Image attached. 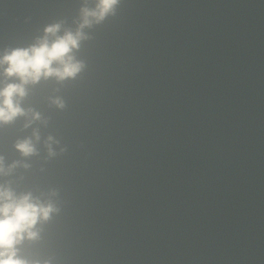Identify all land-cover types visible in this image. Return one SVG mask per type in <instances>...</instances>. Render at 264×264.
Listing matches in <instances>:
<instances>
[{
    "label": "water",
    "instance_id": "obj_1",
    "mask_svg": "<svg viewBox=\"0 0 264 264\" xmlns=\"http://www.w3.org/2000/svg\"><path fill=\"white\" fill-rule=\"evenodd\" d=\"M95 2L0 0V55L57 21L75 31ZM84 32L85 68L28 84L31 111L0 125V184L59 208L19 255L264 264V0H121ZM25 137L35 154L16 149Z\"/></svg>",
    "mask_w": 264,
    "mask_h": 264
},
{
    "label": "clouds",
    "instance_id": "obj_2",
    "mask_svg": "<svg viewBox=\"0 0 264 264\" xmlns=\"http://www.w3.org/2000/svg\"><path fill=\"white\" fill-rule=\"evenodd\" d=\"M120 3L121 0H96L94 7H88L85 3L80 8L75 31L65 29L62 35L59 34L63 22L57 21L46 25L44 34L37 37L35 43L5 50L0 55V74L6 78H16L0 86V125L11 123L18 116L31 111L21 105V100L27 95L28 84L50 77L59 81L74 79L85 68V62L76 59L73 51L80 48L82 40L88 39L84 29L102 23L110 15L114 16ZM53 103L60 108L65 106L60 97H55ZM32 119H40V113L32 111ZM30 123L31 120L28 121ZM33 136L39 140L37 131L34 130ZM53 139L52 136L48 137V141ZM15 147L23 156L37 152L31 137L18 140ZM48 150L49 155H55L51 144ZM17 163L14 161L8 168L15 167ZM4 174V157L0 156V175ZM55 212H59V208L51 200L41 201L31 192L17 195L11 187L0 184V264H51L50 260L23 258L19 255L18 245L25 239H38V223L48 221Z\"/></svg>",
    "mask_w": 264,
    "mask_h": 264
}]
</instances>
